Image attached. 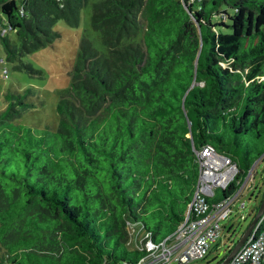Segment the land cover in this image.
Masks as SVG:
<instances>
[{
	"label": "trees",
	"instance_id": "1",
	"mask_svg": "<svg viewBox=\"0 0 264 264\" xmlns=\"http://www.w3.org/2000/svg\"><path fill=\"white\" fill-rule=\"evenodd\" d=\"M87 2L0 0L5 59L35 71L23 57L61 37L59 20L77 27ZM91 25L106 51L81 37L57 125L19 121L43 103L34 88L5 93L0 264H135L184 219L196 151L237 163L221 198L263 154L240 147L264 137V0H97Z\"/></svg>",
	"mask_w": 264,
	"mask_h": 264
},
{
	"label": "rangeland",
	"instance_id": "2",
	"mask_svg": "<svg viewBox=\"0 0 264 264\" xmlns=\"http://www.w3.org/2000/svg\"><path fill=\"white\" fill-rule=\"evenodd\" d=\"M95 1L97 0H88L81 11V21L77 27L68 25L64 20H59L55 29L61 33V37L52 45L42 47L23 57V61L30 64L35 71L16 69L14 63L5 59V52L0 41V110L7 104L5 93L10 88L23 90L32 87L36 93L35 97H39L43 103L29 109L19 118V121L36 127H45L49 124L57 125L56 105L59 90L70 85V70L74 64L81 37L87 36L98 50L106 51L100 32L93 29L91 25L92 5ZM10 35L14 36L15 33L11 32ZM5 69L6 72H4ZM242 140L243 144L240 149L250 148L253 152L264 153V137L252 140L245 136ZM257 159H254L251 166ZM259 163L260 161L254 168L256 173L252 180L253 184L250 183L241 196L239 195L236 199L230 216L221 221V226H230V229L223 228L217 247L210 248L204 257L197 258L187 264H216L243 234L264 195V160ZM243 168L245 173L241 174L242 183L249 173L247 167ZM216 194L218 198L223 196V192L219 188L216 189ZM243 203L244 205H242Z\"/></svg>",
	"mask_w": 264,
	"mask_h": 264
},
{
	"label": "built area",
	"instance_id": "3",
	"mask_svg": "<svg viewBox=\"0 0 264 264\" xmlns=\"http://www.w3.org/2000/svg\"><path fill=\"white\" fill-rule=\"evenodd\" d=\"M5 31L3 28L2 32ZM196 153L199 175L184 219L164 239L158 242L148 239L146 254L135 264H187L203 257L220 236L221 221L230 215L248 180H253L256 164L264 160L263 153L250 168L241 187L231 196L218 198L216 189H225L236 178L238 165L211 144H206ZM227 264H264V213Z\"/></svg>",
	"mask_w": 264,
	"mask_h": 264
},
{
	"label": "water",
	"instance_id": "4",
	"mask_svg": "<svg viewBox=\"0 0 264 264\" xmlns=\"http://www.w3.org/2000/svg\"><path fill=\"white\" fill-rule=\"evenodd\" d=\"M263 213H264V195H263V198H262V200L258 206V209H257L255 215L253 216L252 220L250 221L249 225L247 226V228L245 229L243 234L240 236V238L237 240V242L233 245L231 250L227 253L225 258L219 264H227L229 262L231 257L237 252V250L246 241V239L248 238V236L252 232L253 228L255 227L256 223L258 222L260 217L263 215Z\"/></svg>",
	"mask_w": 264,
	"mask_h": 264
}]
</instances>
